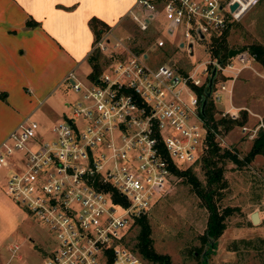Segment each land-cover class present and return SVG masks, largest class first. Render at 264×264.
Segmentation results:
<instances>
[{
    "label": "built area",
    "instance_id": "2783aa9c",
    "mask_svg": "<svg viewBox=\"0 0 264 264\" xmlns=\"http://www.w3.org/2000/svg\"><path fill=\"white\" fill-rule=\"evenodd\" d=\"M255 1L136 0L131 18L145 33L161 12L166 35L182 30L177 43L193 50L194 42L239 21ZM125 40L111 35L94 44L91 54L122 56L97 80L89 75L86 83L74 71L67 76L81 100L66 104L71 113L53 127L51 139L44 141L39 122L28 117L0 145V170L11 159L15 166L8 195L52 237L41 264H145L128 246L130 231L167 193L174 170L199 159L207 130L198 90L204 96L209 69L217 67L210 100L223 103L224 93L231 101L234 82L256 63L243 51L221 65L208 60L202 70H179L173 59L149 66L150 56L131 55ZM165 43L170 42L158 38L154 47L164 49ZM239 110L231 106L223 116L237 120Z\"/></svg>",
    "mask_w": 264,
    "mask_h": 264
},
{
    "label": "rangeland",
    "instance_id": "374dc122",
    "mask_svg": "<svg viewBox=\"0 0 264 264\" xmlns=\"http://www.w3.org/2000/svg\"><path fill=\"white\" fill-rule=\"evenodd\" d=\"M158 11L160 12V9ZM153 24L154 26L149 27L145 33L140 32L132 18L124 20L119 27V32L126 39L124 43L131 55L146 53L150 56L147 65L156 66L165 60L173 59L177 69L188 71L195 67L203 69L208 60H213L210 57L209 47L211 39L218 34L208 37L209 39L204 42H194L193 50L190 48L188 50L187 46L181 47L177 43L178 40H182L180 34L182 30L177 31L174 37L166 35L167 22L161 12ZM109 32L102 38H111ZM226 33V42L230 51H249L247 48L251 45H264V0H256L239 21L232 23L226 29ZM158 38H163L171 44L165 43L164 49L157 50L154 44ZM113 41L115 43L117 38ZM110 54L107 51L106 54L99 53L102 74L109 68L114 58L122 57L116 54L112 57ZM75 68V66H56L45 80L42 78L41 89L38 90L39 99H45L48 92L54 89L32 117L39 121L41 126L39 136L43 137L44 141L53 137V127L63 121L65 114L71 110L65 105L66 101L74 103L76 100H81L79 94H76L65 81ZM252 68L255 70L246 69L242 77L240 74L233 86V106L240 109L237 121L240 120L242 125H232L230 129L227 124L219 125L215 135V141L221 152L228 150L241 162H244L254 140L250 139L249 135L256 131L259 124H262L259 130L264 128V79L259 75L264 74V68L257 63H254ZM90 71L88 60L76 69L78 77L86 83L89 82ZM209 71L211 72L212 69L210 68ZM64 75L66 78L61 80ZM35 83L37 85L36 81ZM15 84L10 91L11 95L16 97V102L24 106L27 104L24 101L26 96L33 101L32 105L28 103L27 106L36 107L37 98L30 96L27 91L33 88L23 84L22 81ZM230 86L228 83V89ZM227 100L226 92L223 103L208 100L211 102V113L216 122L220 119L230 120L228 115L223 116L230 108ZM20 106L18 111H22L24 115L28 107ZM11 120L12 117H0V139L9 129L8 123ZM243 128L248 129V132L243 131ZM206 149L205 142L199 151L198 161L190 166L203 184L205 178L201 160ZM18 157L15 160H18ZM13 163L11 159V166L15 168ZM16 164L20 165V162ZM223 168L226 185L219 189V195L215 198L216 204L220 211L228 207L233 213L226 219V229L216 240V248L208 254L207 264H264V157L257 156L251 163H243L240 166L226 161ZM7 171L8 169L0 170V264H41L44 248L51 246L52 237L45 225L8 195L7 181L14 172ZM254 214L258 217L257 224L252 222ZM145 216L150 223L154 248L158 254L169 256L170 264H201V254L206 250L201 237L206 229L208 212L189 185L182 179L174 177L167 193ZM137 233L136 222L130 231L129 248L133 249L135 243L133 239ZM16 246L20 249L14 252L13 248Z\"/></svg>",
    "mask_w": 264,
    "mask_h": 264
},
{
    "label": "crops",
    "instance_id": "0c3cea01",
    "mask_svg": "<svg viewBox=\"0 0 264 264\" xmlns=\"http://www.w3.org/2000/svg\"><path fill=\"white\" fill-rule=\"evenodd\" d=\"M136 9V0H0V117H12L0 144L21 122L32 118L54 92L53 89L45 99H39L42 78L45 80L56 66H75L76 73L88 60L95 44L91 19L98 18L110 26L112 36H122L120 24L131 18ZM259 75L264 79V74ZM63 78L66 75L60 79ZM21 81L33 88L27 91L37 98L36 107L27 106L33 101L26 96L27 104L20 106L11 95L10 88ZM227 102L229 107L233 106V94ZM19 106L28 107L27 113L18 111ZM11 168L7 172H12Z\"/></svg>",
    "mask_w": 264,
    "mask_h": 264
},
{
    "label": "trees",
    "instance_id": "16d2710c",
    "mask_svg": "<svg viewBox=\"0 0 264 264\" xmlns=\"http://www.w3.org/2000/svg\"><path fill=\"white\" fill-rule=\"evenodd\" d=\"M90 28L95 36V43L98 42L102 36L111 30L103 21L98 18H93L89 22ZM231 26V25H230ZM229 26V27H230ZM228 29V28H227ZM226 30L213 37L210 44V57L213 60L224 62L228 58L230 48H228L226 40ZM249 52L255 56V61L262 68H264V45L255 44L247 48ZM88 62L92 68L90 79L97 80L101 74V56L98 52L91 54L88 57ZM199 98L202 99V90H198ZM211 101V100H210ZM208 102L205 109L204 126L207 130L205 155L201 160L203 176L205 184H203L196 176L192 167L183 170H174L177 178L182 179L185 184L189 185L195 195L202 202L203 207L208 212V220L205 232L201 240L206 246L201 254V264H207L208 254L216 248V240L222 236L226 229V219L233 213L231 208H225L222 211L218 209L216 204V196L219 194V189L224 188L226 181L224 179V162L228 161L235 165H242L243 163H251L255 157H264V128L260 129L252 142V146L244 162H241L232 152L225 150L221 152L218 144L215 141L216 131L219 125L227 124L242 125L240 120H223L216 122L211 113V102ZM245 115V113H244ZM246 117V116H245ZM264 125V120H263ZM138 233L133 239L135 243L133 250L138 253L145 263L149 264H170V258L166 255L158 254L155 251L152 239V230L150 223L146 216L137 220Z\"/></svg>",
    "mask_w": 264,
    "mask_h": 264
},
{
    "label": "water",
    "instance_id": "95a60500",
    "mask_svg": "<svg viewBox=\"0 0 264 264\" xmlns=\"http://www.w3.org/2000/svg\"><path fill=\"white\" fill-rule=\"evenodd\" d=\"M237 7H238V5L234 4L233 6H231L230 10L232 12H234L237 9ZM181 47H183V46H181ZM189 48L192 49V45H190ZM241 52H242V50H238V51L231 50V51H229L228 59H231V58L235 57L237 54H239ZM221 63L222 62L218 61L217 65H221ZM216 74H217V67H214L212 69V71H211V74H210V77H209V80H208V84H207L204 96L202 97V99L200 101V115L202 116L203 119H205V109L207 107L208 100L211 97V93H212V89H213L214 80L216 78ZM252 222L254 224L258 223V217H257L256 214H254L252 216Z\"/></svg>",
    "mask_w": 264,
    "mask_h": 264
}]
</instances>
